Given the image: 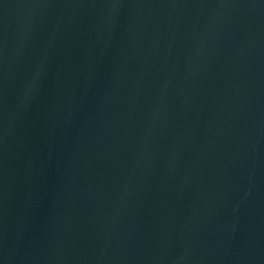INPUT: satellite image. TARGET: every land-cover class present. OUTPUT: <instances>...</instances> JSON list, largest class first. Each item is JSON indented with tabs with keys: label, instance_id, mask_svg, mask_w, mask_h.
Instances as JSON below:
<instances>
[{
	"label": "water",
	"instance_id": "95a60500",
	"mask_svg": "<svg viewBox=\"0 0 264 264\" xmlns=\"http://www.w3.org/2000/svg\"><path fill=\"white\" fill-rule=\"evenodd\" d=\"M179 109L264 189V0H91Z\"/></svg>",
	"mask_w": 264,
	"mask_h": 264
}]
</instances>
